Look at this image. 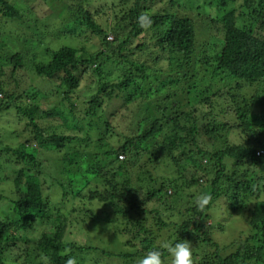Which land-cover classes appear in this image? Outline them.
Listing matches in <instances>:
<instances>
[{"label": "trees", "instance_id": "16d2710c", "mask_svg": "<svg viewBox=\"0 0 264 264\" xmlns=\"http://www.w3.org/2000/svg\"><path fill=\"white\" fill-rule=\"evenodd\" d=\"M133 1L134 4L125 16L127 21L121 25L119 21H116L117 26H119L117 31L113 32L116 39L121 34H127V31L130 32L127 34L126 39L120 40L117 49H112V45L107 41V36L111 31H107L101 24L99 25L94 18V13L87 9L88 0L83 1V5L77 3L76 8L75 6H70L68 10L72 12L71 17L75 19L74 22L78 26L83 25L96 36L102 37V42L106 45V48H110L113 54L118 50L117 54L119 56L122 47L131 38L138 37L143 29H148L151 33V41L156 40L154 46L157 50L156 54L160 53L170 59L169 62L172 61L177 73L182 74L184 81L193 76L191 80L193 79L195 83H192L189 79L187 83L180 86L178 81L169 84L166 80L165 83L156 84V91L153 93L154 85L150 84L144 89L139 84V86L136 85V87L138 86V93H132L124 98L123 90L130 89L127 82L122 84L116 83L114 80L93 82L95 91L88 95L91 90H89V87H84L83 93L88 95V99L85 104H81L82 112L79 111L77 113L73 97L74 94L76 95L78 91H81V78L75 73L80 67L93 64L96 58H85V56L78 55L77 50L69 46H62L58 51L45 50L50 54L48 55L50 61L46 66L38 65L35 67L36 76L48 80L58 78L61 82L60 87H64L65 90L62 92V103L58 102V107L60 108L42 114L45 116H57L62 122L61 126L67 132L78 131L76 133H79L81 127L80 131L83 133L80 134L84 138L76 135L71 136V134L58 135L54 131L50 134H45L35 124V119L33 118L39 111V106L31 102L38 99L37 97L40 93L33 86L29 87V92L25 93V96L29 100L30 105L21 107L12 103L15 95L8 94L6 96V92L0 83V97L5 95L6 98V101L0 105L4 109L3 112L16 110L18 115L26 116L29 120L26 127L31 128L29 133L33 136V140L38 146L36 149L30 146L32 149L31 154L25 152L23 147L18 151L5 148L3 153L6 155L13 153L20 158L28 159L37 167H42L41 163L37 161L38 154L45 155V153L49 152L51 159H54L52 154L63 152L65 161L61 163H67L69 176H71L73 170H80L81 168L83 171V174L80 172L81 176L77 178H68L69 186L67 189H62L63 201L70 198V200L80 201L82 218L90 216V218L92 217L91 220L96 222L95 224L101 221L95 214L92 202L95 200L103 201V205L106 206L107 204L114 210L112 214L122 217L125 223L124 233L131 238L130 246L129 244L125 246L128 251L123 254L108 253L103 249L99 250L93 247L77 248L74 245L69 246V253L62 254L63 244L61 242L56 243L57 237L54 232H48L43 236L44 240L39 242L38 250L50 255L52 264H66L68 259H74L75 251L81 253L97 251L100 256H105L109 261H115V264H139V260L144 253L155 248L148 244L144 245L142 249H135L136 243L134 242L139 237H142V233L144 234L145 232L143 229L145 220L141 217L137 218V212L132 209L128 211L125 208L118 207L120 192L122 191L117 188L118 185L113 186L112 192H108V195L106 194V196L102 197L96 195L84 197L82 193L98 177H111L112 181H123V185H121L123 194H129V185L132 182L129 180V173H131L132 166L136 165L134 159L138 155L142 156L141 154H151V150L148 147L153 145L160 146L161 142L156 141V138L163 137L164 134L168 133V136L163 139V144H165L164 147H166L171 157H173L175 151H180L182 152L181 154L185 155L186 159L196 157L201 160V164L202 161L206 162L205 166H202V172L203 174L207 173L210 178V186L202 191L203 193H208L211 196V200L208 205L201 209L200 216L208 217V211L214 207V202L220 199L231 200L233 202L231 207L235 210H238V207L234 203L242 202V205H245L250 199H254L248 222L253 235L245 243H241L234 253L222 256V249L220 250L218 245L208 238L197 237L200 242L214 249L212 264H264V98H260L261 95H264V88L258 92L261 95H253L251 99H247L242 93L246 88L264 84V0H240L237 7L223 17H217V19L209 18L213 24L218 22L223 26V37L219 48L214 42L210 45L211 50L215 51L213 55H205V52L201 55L204 56L203 62L206 69L197 72L193 67V57L196 54L198 29H196V23L191 18L187 15H180L183 11L191 8L190 6L194 7V2L192 0H179V2L168 0L165 8L160 9L161 11H151L150 7L145 6L144 0ZM224 1L219 0L217 3L222 7L225 6ZM213 3L212 0H204V4L209 6H212ZM196 5L198 10L203 8L202 5L197 3ZM0 6L2 7L3 17L10 24L16 23V30H20V28L31 29L33 22L30 21L29 23L28 21L26 23L27 21L21 18V12L9 5L8 1L0 0ZM112 7H114L113 14L115 16L117 4H115L114 0H111ZM216 11L222 12L221 8ZM95 13H104V9H97ZM41 21L44 20H39V22ZM108 22L110 23L111 21L107 19V26ZM23 25L24 27H22ZM114 25L116 26L115 23ZM35 36V45L38 49H41L43 37L40 34ZM143 49L144 47L141 45L140 50ZM8 58L15 69H29L24 65L26 62L29 63L25 60L24 55L20 53L12 54L11 52ZM156 58L159 62L158 56ZM134 65L132 64V66ZM135 69L138 72H143L138 67ZM191 69L195 73H192ZM99 70L100 66L96 69L98 76L101 75ZM217 76L230 78L234 82L225 85L223 88L218 87V83H216ZM126 78H123V80ZM155 78L154 76L151 77V79ZM190 82L191 84H189ZM176 86L182 89L181 93L183 92L187 96H197L200 101H197V99L191 102L189 100L185 101V104H182L183 107L179 108L183 110L184 107H187L186 114L184 112L183 115H176V118H172L167 111L164 112L159 104H157L154 112L149 108L148 101H155L153 102L155 104L158 102L156 99L158 89L162 87L170 89V87ZM152 94L154 98L147 101L146 97L149 98ZM178 97L179 94L175 98L170 96L166 102ZM122 100L125 101V106L137 103L139 107H146V112L141 113V115H118L124 104ZM222 104L226 105L227 110H219L217 113L214 109L215 106L218 107ZM198 106L201 108L207 107L209 112H200ZM231 111L235 113L236 123L229 127L230 122L227 117L231 116ZM81 121H86L84 128ZM233 129L245 136L247 140L244 143L229 145L227 137L222 135V132L229 134ZM126 131H130V133H126ZM23 132L13 131L17 137L24 136L22 135ZM45 135L48 142L44 140V144H41L40 141ZM198 139L199 141L200 139L204 140L213 150L206 152L200 149ZM75 140H78L79 144L83 143V145L88 142L92 144L96 142L97 148L102 150L107 163L105 161L95 163L96 160L94 158L88 157L90 158L91 166L88 171H84L83 167L86 166V163L82 160L86 159L87 155L77 156L75 154L72 156L64 152L65 148L70 146ZM45 142H47L46 147H44L46 145ZM217 144H219V147H216ZM40 176L39 170L36 175L25 173L20 175L15 182L17 186L22 184L25 187L24 189L20 188L23 191L21 198L13 202V213L17 217L16 221L9 225L0 221V264L3 263L2 258L9 244L15 243L14 241L16 240H21L18 235L28 231L37 221H61L59 210L55 209L48 196L45 195L43 187L47 182L40 179ZM199 180H192V184L196 185V187L199 186ZM142 182L144 184L147 182L148 186L154 184L151 177L149 179L143 178ZM164 194L166 193L162 192L161 189L154 188L148 192L147 197L149 201H154L155 199L163 201L162 195ZM140 211L141 213L145 212L144 210ZM105 224L99 228L100 233H104L102 230L109 223L105 221ZM198 231L199 227L197 226L196 232ZM47 250L51 251V253H47ZM160 251L162 253V262L168 254L166 251Z\"/></svg>", "mask_w": 264, "mask_h": 264}, {"label": "rangeland", "instance_id": "374dc122", "mask_svg": "<svg viewBox=\"0 0 264 264\" xmlns=\"http://www.w3.org/2000/svg\"><path fill=\"white\" fill-rule=\"evenodd\" d=\"M6 1L21 12V18L24 21L26 20V23L28 21L29 23L30 21L33 23L29 30H25L24 28L16 30V23L10 24L3 17L2 7L0 6V83L6 92V96L8 94L15 95L12 103L21 107L30 105L29 100L25 96V93L29 92V87L33 86L40 93L37 97L38 99L31 102L39 106V111L33 118L35 119V124L45 134H50L54 131L58 135L71 134V136L76 135L84 138L80 134L83 133L80 131L81 127L79 133H76L78 131L73 133L67 132L61 126L62 122L57 116H45L42 114L60 108L58 107V102L62 103V92L65 90L64 87H60L61 82L58 78L48 80L36 76L35 67L38 65L46 66L50 61L48 57L50 54L47 51H58L62 46H69L75 48L78 55L85 56V58H96L93 64L80 67L75 73L81 78V91H78L73 97L77 113L79 111L82 112L83 108L81 104H85L88 99L87 96L95 91L93 82L106 80H114V82L121 84L127 82L130 89L123 90V97L125 98L132 93H138L137 88L139 84L144 89L150 84L154 85L153 93L156 91L155 87L158 83H165L167 80L171 84L174 81H178L181 86L193 77L191 76L187 81H184L182 74L177 73L172 61L169 62L170 59L160 53L156 54L157 50L154 47L156 40L151 41V33L146 28L142 30L138 37L131 38L122 47L120 56L117 54L118 50L113 54L110 48H106V45L103 44L102 37L96 36L83 25L78 26L74 22L75 19L71 17L72 12L68 10L69 7L75 6L76 8L77 3L83 5V1L85 0ZM114 1L117 4L116 17L113 14L114 7L111 8V0H88L86 7L91 13H94V18L99 25L101 24L104 29L112 32L108 34L107 41L112 45V49H117L120 40L126 39L127 34L130 32L127 31V34H121L116 39L115 33H113L119 27L116 21H119L120 25L127 21L125 16L134 4V1ZM176 1L179 2V0ZM192 1L194 2V7L190 6L191 8L183 11L180 15H187L191 18L196 23V29H198L196 54L193 57V67L197 72L206 69L203 62L204 56L201 55L204 52L206 53L205 55H213L215 51L211 50L210 45L214 42L219 48L223 37V26L218 22L217 24H213L209 18L217 19V17H223L237 7L240 0H225V6L222 7L217 3L219 0H212L214 2L212 6L204 4V0ZM166 3H168V0H144L145 6L150 7L151 11H161L160 9L165 8ZM196 3L202 5L203 8L198 10ZM101 8L104 9V13H95L97 9ZM218 8H221L222 12L216 11ZM107 19L111 21L110 23L108 22V26L106 24ZM39 20L44 21L39 22ZM64 31L65 33H63ZM37 34L43 37L41 49H38L35 45V35ZM141 45L144 47L143 50H140ZM11 52L12 54L20 53L24 55L25 60L29 62H26L24 65L29 69H15L8 58ZM157 56L159 62L157 61ZM132 64L135 65L132 66ZM99 66L100 76L96 73V69ZM137 67L142 69L143 72H138L135 69ZM194 70L191 69V72L195 73ZM153 76L156 78L151 79ZM123 78L126 79L123 80ZM216 80L217 86L221 88L234 82L232 79H227L224 76H217ZM191 82L193 83L194 80L192 79ZM136 85L138 86L136 87ZM84 87H89V90H91L88 95H84ZM150 88L152 87L150 86ZM262 88H264V84L246 88L242 93H244L247 99H251L253 95H261L258 92ZM158 90V95H156L158 102L156 104L153 103L155 101H148L154 98L153 94L149 98L146 97L149 108L154 112L157 104H159L164 112L167 111L172 118H176V115H183L184 112L186 114L187 107H184L183 110L179 108L183 107L185 101L189 100L191 102L197 99V96H187L183 92L181 93L182 89L178 88V86L170 87V89L162 87ZM178 94V98H172L166 102L170 96L175 98ZM260 98L263 99L264 95H261ZM4 101H6L5 95L0 97V105ZM197 101L200 100L197 99ZM122 102L124 104L118 115H141V113L146 112L147 108L143 106L139 107L137 103L125 106V101L122 100ZM63 105L65 108L64 103ZM198 108L200 112H209L205 106L202 108L198 106ZM0 109L2 111H0V221L7 225L16 221L17 217L13 213V202L21 198L23 191L20 188L24 189L25 185L21 184V186H17L15 182L20 175L25 173L36 175L38 174V170L41 174L40 179L47 182L43 187L45 195L48 196L55 209L59 210L61 216V221L59 222L37 221L28 231L19 234L18 236L21 240H16L14 241L15 243L9 244V247L4 252L2 264H40L39 256L44 253L38 250V244L44 240L43 236L48 232H54L57 237L56 243L61 242L63 244L62 254L69 253V246L72 245L77 248L93 247L99 250L103 249L108 253H126L128 249L125 246L130 243L131 238L127 237L124 233L125 223L122 217L112 214L114 210L109 205H103V201L101 200L92 202L95 214L100 218L99 221H101L95 224L96 222H93L90 216L82 218L80 214L82 206L79 204L80 201L70 200L71 198L63 201L62 189H67L69 186L68 178H77L81 176L80 172L83 174L80 168V170H73L71 176H69L70 173H67L69 171V167L66 166L67 163H61L65 161L63 152L57 153L54 151L55 155L52 154V158L54 156V159H51L49 152L45 153V155L38 154L37 161L41 163L42 167H37L28 159L20 158L13 153H8L7 155L3 153L5 148L18 151L23 147L25 152L31 154L32 149L30 146L33 149L38 148V146L33 140V136L29 133L31 128L26 127L29 121L26 116L18 115L16 110L4 113V109L2 107ZM214 109L217 113L219 110H227L225 104L218 107L215 106ZM234 115L235 113L231 111V116L227 117L230 122L229 127H232V124L236 123V116ZM129 118L131 119V117ZM81 122L84 128L86 121ZM14 130L24 131L22 133L24 136L17 137L13 133ZM126 133H130V131H126ZM222 135L227 137L229 145L244 143L247 140L245 136L235 129L229 134L222 132ZM165 136H168V133L164 134L163 137L156 138V141L161 142L160 146L153 145L152 147H148L151 150V154H141L142 156L138 155L136 159L133 158L136 161V165L132 166L131 173H129V180L132 181L129 185V194H123L121 186L123 185V181H112L111 177H98L96 181L89 184V187L82 195L84 197L91 195L106 196L108 192H112L113 186L118 185L117 188L122 190L120 192L118 207L125 208L128 211L132 209L137 212V218L141 217L145 220L143 225L145 232L144 234L142 233V237H139L134 242L136 243L135 249L139 250L144 245L150 244L153 248L166 251L167 253V250L162 247L163 244L167 243L171 245L176 243L178 239L187 240L193 246V264H212L214 249L200 242V239L197 237L208 238L218 245L219 249H222V256L234 253L241 243H245L253 235L248 222L254 199H250L245 205H242V202L234 203L238 207V210L231 207L233 203L231 200L220 199L214 202V207L208 211V217L204 215L200 216L201 209L196 207L195 202L199 195L203 193L202 190L210 186V178L207 173L203 174L202 172V166H205L206 162L202 161L201 164V160L196 157L186 159L185 155L181 154L182 152L180 151H175L173 157H171L166 147H164L165 144H163ZM44 140L48 142L46 135L40 143L44 144ZM47 142H45L46 145L44 147L47 146ZM199 144L200 149L203 151L211 152L213 150L202 139H200ZM96 145V142L94 144L88 142L86 145H83V143L79 144L78 140H75L70 146L65 148L64 152L72 156L75 154L77 156L87 155V158L82 161L86 163V166L83 167L84 171H88L91 166L90 158L88 157L94 158L96 160L95 163L102 161L107 163L102 150L97 148ZM216 147H219V144ZM186 152L188 153V151ZM145 177L148 179L151 177L154 184L150 186H148L147 182L144 184L142 180ZM196 179H200L199 186L197 187L192 184V180ZM154 188L161 189L162 192L166 193L162 195L163 201H158L157 199L154 201L148 200V192ZM78 205L80 206L78 207ZM140 210H144L145 212L141 213ZM105 221L109 224L102 230L104 233H100L99 228L106 225ZM197 226L199 227L198 232H196ZM47 253H51V251L47 250ZM74 260L76 264H115V261H109L105 256H100L97 251L93 253L75 251ZM161 264H171V257L169 255L164 257Z\"/></svg>", "mask_w": 264, "mask_h": 264}, {"label": "clouds", "instance_id": "9594fccd", "mask_svg": "<svg viewBox=\"0 0 264 264\" xmlns=\"http://www.w3.org/2000/svg\"><path fill=\"white\" fill-rule=\"evenodd\" d=\"M211 196L208 193H201L196 199V207L203 209L209 204ZM162 247L167 250L171 257V264H193V246L187 240L178 239L174 244H163ZM161 251L159 249L149 250L139 260V264H161ZM40 264H52V258L48 254L39 256ZM66 264H76L74 259H68Z\"/></svg>", "mask_w": 264, "mask_h": 264}]
</instances>
